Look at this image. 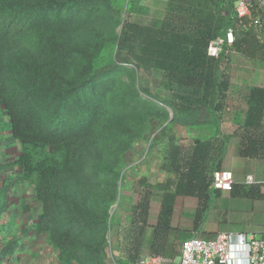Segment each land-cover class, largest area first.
I'll return each mask as SVG.
<instances>
[{"label": "trees", "instance_id": "obj_1", "mask_svg": "<svg viewBox=\"0 0 264 264\" xmlns=\"http://www.w3.org/2000/svg\"><path fill=\"white\" fill-rule=\"evenodd\" d=\"M236 1L168 0L162 15L148 23L126 22L110 43L99 33L100 26L113 28L126 0H0V119L21 146V153L8 164L15 177L0 188V218L9 209L10 186L25 181L34 185L43 206L33 231L48 235L59 250L60 264H70V231H61L56 213L61 206L83 223L84 231L108 230L109 213L89 210L90 180L103 173V178H111L98 184L96 198L107 187L110 205L115 202L121 173L104 162L101 142L103 133L120 129L108 128L109 121L119 118L117 113L111 118L107 104L112 103L110 96L125 64L152 70L174 107L195 114L199 123L213 119L217 131L210 139H195L190 148L170 135L162 169L175 179L152 184L142 177L135 182L133 192L140 199L132 204L129 255L123 263L140 264L147 228L153 229L150 255L170 259L199 232L205 240L215 238L216 230L203 226L212 199L224 194L230 199H261V187L244 185V179L227 192L212 186L214 173L224 170L226 137L238 139L241 158L264 162V84L244 85L257 73L248 74L235 64L240 55L257 60L255 40L247 33L229 46L226 39L218 58L208 55L210 43L226 38L229 27L241 21L234 12ZM128 2L134 8L135 0ZM85 27L90 28L88 40L80 43L92 44L91 49H80L74 39ZM254 66L260 71L261 65ZM234 72L241 83L235 82ZM122 106L124 112L136 113L138 102ZM159 129L152 125L147 131ZM169 130L162 128L160 135ZM153 201L159 203L155 224L150 223ZM188 207L196 209L194 227L183 230L180 220ZM19 246L17 240L5 243L1 256Z\"/></svg>", "mask_w": 264, "mask_h": 264}, {"label": "rangeland", "instance_id": "obj_2", "mask_svg": "<svg viewBox=\"0 0 264 264\" xmlns=\"http://www.w3.org/2000/svg\"><path fill=\"white\" fill-rule=\"evenodd\" d=\"M167 1L168 0H135L134 8H132L131 4L126 0L122 17L119 20L113 21L114 27L111 28L104 23V25L100 26L102 29L99 33L111 43L115 36L118 38L121 35L123 26L126 22L139 21L141 23H148L153 20V17H158L160 14L162 15L165 11ZM114 12L117 14V8ZM230 29L236 30L233 36V42L236 36L237 38H241L248 33L256 43L254 45L257 50L255 53L257 60L248 59L243 55L237 56L235 59V64H239L248 74L257 73L256 77L254 76L252 79L249 78L244 85L255 86L264 84V62H262L264 61V36L251 28L249 19L240 21L236 26L229 27L228 30ZM103 30L107 34H104ZM228 30L226 34H228ZM89 31L90 28L88 27L77 31L74 34V39L76 38L78 43L85 39L88 40L87 34H89ZM85 43L86 41L80 43L79 48H92V44L89 45ZM229 46H231L230 43ZM96 47L97 46H94L93 49ZM232 55L231 53L230 58ZM255 64H257V67L261 65L259 67L260 71H255ZM125 68L126 71L118 77L119 83L114 88V91H112L114 94L110 96L111 105L110 102L107 104L108 111L110 110L111 112L110 116L117 113L116 117L111 116V118H119L117 119L118 121H109L108 128H112L113 126L111 125H117L120 126V129H113L110 130V133H103L101 142V152L102 158L105 160L104 162L113 167H118L121 173V179L118 182V194L113 204L110 205L109 198L111 196V190L107 187L103 189L101 197L96 198V188L98 184H105L109 182L111 178H103L102 176L106 175L104 173L100 174V177L91 176L92 179L90 178V185H92L90 188V195L92 198L90 197L88 205L89 210L90 212L95 211L99 213H105L107 211L109 213V228L107 231H84L82 228L83 223H79L78 218L67 214L66 208L61 206V210L56 213L60 226L62 225L61 231H70L69 235L66 236L70 242V253L68 256L70 264H126L122 261L126 260L129 255V240L132 228L130 226L131 219L128 217L129 213L125 212L124 206H128L129 202L131 204L137 203L140 197L133 191L129 194L125 192L124 176L129 175L132 177V175H135L134 172H130V169H132L134 165L138 168V166L141 165L140 163L144 162V160L149 163V157L151 155H147L145 159L143 156L150 147L159 150L163 154L168 137L174 135L175 128L177 130L175 135L177 134L179 137V140L176 139L177 143L184 148H190L195 139L202 138V135L198 133V128L208 124L203 122L199 123L200 118L198 120L195 114L174 107L170 102L169 94L160 88L158 76L152 70L137 67L133 64H125ZM262 73L263 75L258 77V75ZM232 76L235 82L238 83L240 81L236 80L237 77L235 76H237V73L234 72ZM133 100L138 102L136 113L124 112L122 105L127 101ZM206 117L207 116L204 118ZM0 121H2L0 122L1 179L3 175L14 171L13 167L8 164L13 163L16 157L21 153V146L17 141L11 139V134L8 131L6 122H3V119H0ZM147 121H150V126ZM211 122H214V120L212 119ZM152 125H160V129L150 134L147 130L150 129ZM162 128H170V130L167 131L165 135H160ZM180 131L183 132V135H186V138L184 140L182 139L183 143L180 140ZM145 134L149 136L148 139L144 138ZM158 134L159 136H157ZM140 144L143 146L140 147ZM119 155L122 157V163H117ZM91 160L97 162L96 158H91ZM148 163L146 165H148ZM231 165L232 159L226 157L221 168L227 166L226 168L229 169ZM249 169L252 175H258L263 170V162L249 160L247 171L243 173L244 177L249 172ZM240 180H242V178L239 179L235 177V181L238 182ZM260 195H262L261 199L252 201L251 198L240 199L242 197L230 199L227 194H224L220 198L212 199L210 207L206 211L203 226H210V230H216L212 235L218 232L251 234L263 231L264 189L262 188ZM32 205L38 209L37 204L33 203ZM153 205L157 206L159 203L153 201L151 210ZM194 215H196V210ZM197 237L202 238L203 236L198 235ZM54 249L58 256L59 250L57 248ZM145 255L149 256L150 252H145L143 256ZM143 256H141V258Z\"/></svg>", "mask_w": 264, "mask_h": 264}, {"label": "crops", "instance_id": "obj_3", "mask_svg": "<svg viewBox=\"0 0 264 264\" xmlns=\"http://www.w3.org/2000/svg\"><path fill=\"white\" fill-rule=\"evenodd\" d=\"M200 130V132H199ZM176 128L174 129V135L176 133ZM217 124L211 122L200 126L198 128V133H200L203 140L210 139L216 135ZM181 132V131H180ZM179 132V133H180ZM11 136V135H10ZM176 139L179 140L177 134L175 135ZM186 135H183V132L180 134V140L183 143V140L186 138ZM183 139V140H182ZM227 150L225 157H230L232 159V165L230 168L223 166L224 170L232 172L236 178L244 179V171H247L248 159L241 158L238 154V139L226 137ZM143 146L140 144V147ZM149 157V163L144 162L140 163L141 165L136 168L130 169V172H134L135 175L129 176L125 175L124 180V190L128 194L133 191V187L136 181L142 177H147L150 179L152 184L164 183L168 180H174L175 175L168 173L162 169L164 163V155L162 152L155 148L147 149L143 158L146 156ZM251 161V160H250ZM148 163V165H146ZM139 164V162H138ZM136 168V169H135ZM237 169V170H236ZM263 171V170H262ZM252 172H249L246 175H252ZM15 177V171L10 172L6 175H3L0 179V188L8 183L12 182ZM255 177L259 180L262 177V172ZM8 202L9 209L2 214L0 218V264H60L57 256V252L54 247L50 244L48 236L46 234H36L33 231V225L37 222L38 217L43 212L42 203L39 202L35 197V188L34 185L29 182H20L19 184H13L10 186L8 191ZM37 204L38 209H36L32 204ZM132 204L129 202L128 206H124L126 213H129L130 217ZM195 208H185L181 220L180 227L183 230H192L194 227L195 221ZM159 211V205H153L150 215V223L155 224L157 219V214ZM24 230L26 232L24 233ZM202 235V238L205 236L199 232L195 234ZM17 240L20 246L14 251V253L9 254L6 257L1 256L2 249L5 243ZM153 240V229L147 228L144 234L143 242V252H148L150 249L151 242ZM146 256V255H145ZM143 256V257H145ZM180 253L178 255L170 258L172 261L170 264H179L180 263Z\"/></svg>", "mask_w": 264, "mask_h": 264}, {"label": "built area", "instance_id": "obj_4", "mask_svg": "<svg viewBox=\"0 0 264 264\" xmlns=\"http://www.w3.org/2000/svg\"><path fill=\"white\" fill-rule=\"evenodd\" d=\"M235 15L241 20L249 19L252 29L264 36V0H237ZM235 31L230 29L226 38H217L208 48V55L218 58L223 51L225 40L233 44ZM235 175L226 170L216 171L212 186L216 190L230 191ZM247 186H260L264 189V162L261 179L246 175L243 181ZM169 258L145 256L140 264H170ZM179 264H264V230L258 233L219 232L212 240L193 238L183 242L180 249Z\"/></svg>", "mask_w": 264, "mask_h": 264}]
</instances>
